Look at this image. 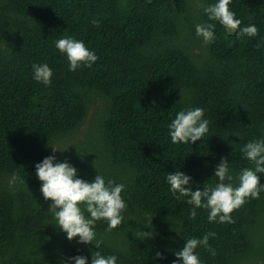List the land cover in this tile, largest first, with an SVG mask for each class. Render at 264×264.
<instances>
[{
    "label": "trees",
    "instance_id": "1",
    "mask_svg": "<svg viewBox=\"0 0 264 264\" xmlns=\"http://www.w3.org/2000/svg\"><path fill=\"white\" fill-rule=\"evenodd\" d=\"M215 2L0 0V264H72L75 256L91 264L96 251L117 264H183L175 253L210 232L216 254L198 247L201 264H264V192L235 210L233 223L209 222L204 208L190 219L189 198L177 200L166 181L179 170L203 191L219 182L216 166L227 159L238 186L241 171L255 167L242 148L264 139V0H231L242 21L236 32L208 19L204 9ZM208 23L215 39L206 45L196 25ZM249 25L257 36L239 37ZM66 37L95 52L91 68L69 70L55 47ZM45 63L48 86L33 73ZM197 107L209 131L195 144H173L168 125ZM53 155L86 182L100 174L125 185L121 225H95L99 249L69 241L55 225L35 167Z\"/></svg>",
    "mask_w": 264,
    "mask_h": 264
},
{
    "label": "clouds",
    "instance_id": "2",
    "mask_svg": "<svg viewBox=\"0 0 264 264\" xmlns=\"http://www.w3.org/2000/svg\"><path fill=\"white\" fill-rule=\"evenodd\" d=\"M231 0H216L212 5L204 9L208 19L219 22L229 32L240 29L242 21L236 18V14L230 11ZM96 23V22H94ZM215 23L196 25V34L207 45L215 39ZM258 29L255 25H249L239 31V37H255ZM55 47L61 54L66 55L69 62V70L76 71L81 66L91 68L98 60L95 52L90 51L82 41L71 37L59 38L55 41ZM259 47V45H257ZM34 79L48 86L51 84L53 72L45 64L33 65ZM202 108H193L180 111L168 125L169 135L173 144H195L201 141L209 131V121L204 118ZM53 152H57L52 148ZM245 158L254 164V170L245 168L238 176V186L231 183L233 177L227 159H222L216 166L214 177L218 183L214 187H205L203 191H193L190 186L191 177L177 170L168 173L167 184L171 194L180 200L187 197V203L194 206L190 212V219L196 218V209L208 210L209 222L233 223L231 214L242 207L248 198L259 199L264 192V185L260 183L258 173H264V139L248 142L241 150ZM36 176L42 182L41 193L45 201H51L49 210L53 213L58 230L67 234L69 241L79 237V243L84 245L94 244L100 248L103 240L97 239L95 225L98 221L107 223L106 231L111 232L121 225L124 217L122 213L127 205L122 198L125 185L114 184L98 174L94 181L89 183L77 178V169L67 162H57L55 156L44 158L36 164ZM19 177L13 174L10 183H15ZM225 181H228L227 183ZM23 183V180H20ZM87 213V215H86ZM147 216L148 228H152V217ZM146 239L153 238V232H142ZM214 232L206 233L202 239H187L184 247L175 253L183 264H201L196 249L205 247L212 255L215 251L209 246V239L215 237ZM156 257L163 259L157 251ZM72 264H88V259L83 256L70 258ZM91 264H117L115 255L104 256L99 251L92 254Z\"/></svg>",
    "mask_w": 264,
    "mask_h": 264
},
{
    "label": "rangeland",
    "instance_id": "3",
    "mask_svg": "<svg viewBox=\"0 0 264 264\" xmlns=\"http://www.w3.org/2000/svg\"><path fill=\"white\" fill-rule=\"evenodd\" d=\"M93 113H94V111H91L90 116H89V118H88L87 121H86V126L83 128V131H84V132H85V131L88 129V127H89V123H90V121H91V119H92V115H93ZM82 138H83L82 136L79 137V139H82ZM260 263H264V261H261Z\"/></svg>",
    "mask_w": 264,
    "mask_h": 264
}]
</instances>
